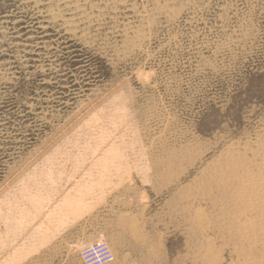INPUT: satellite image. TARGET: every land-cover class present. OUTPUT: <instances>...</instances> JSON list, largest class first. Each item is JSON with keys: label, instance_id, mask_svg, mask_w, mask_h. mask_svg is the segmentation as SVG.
Returning a JSON list of instances; mask_svg holds the SVG:
<instances>
[{"label": "rangeland", "instance_id": "obj_1", "mask_svg": "<svg viewBox=\"0 0 264 264\" xmlns=\"http://www.w3.org/2000/svg\"><path fill=\"white\" fill-rule=\"evenodd\" d=\"M262 148L264 0H0V264H264Z\"/></svg>", "mask_w": 264, "mask_h": 264}, {"label": "bare ground", "instance_id": "obj_2", "mask_svg": "<svg viewBox=\"0 0 264 264\" xmlns=\"http://www.w3.org/2000/svg\"><path fill=\"white\" fill-rule=\"evenodd\" d=\"M250 145V144H249ZM234 147V146H233ZM260 147H262V146H260ZM263 149V148H262ZM245 150H246V148H245ZM260 150H261V148H260ZM252 151V150H251ZM263 151V153H262V155L260 156V157H262L261 159L264 161V149L262 150ZM261 151V152H262ZM242 152V151H241ZM259 150H258V153H261ZM231 158V157H230ZM249 158V157H248ZM218 160V159H217ZM238 160V159H237ZM256 161V160H255ZM218 162V161H217ZM260 163V162H259ZM232 164V163H231ZM239 164H241V163H239ZM243 164V163H242ZM249 164V163H248ZM233 165V164H232ZM232 165H229V166H231L232 167ZM236 165V164H235ZM235 165H233V166H235ZM261 165V164H260ZM226 166V165H225ZM238 166V165H237ZM240 166V165H239ZM238 166V167H239ZM242 166V165H241ZM244 166H246V165H244ZM237 167V168H238ZM243 167V166H242ZM242 167H240V168H242ZM249 167V166H248ZM262 169H261V171H259L260 173H259V179H260V182H262L261 180H264V165L263 166H260ZM259 167V168H260ZM242 169H244V167L242 168ZM242 173V172H241ZM256 173V172H255ZM245 174H247V173H245ZM250 174V173H249ZM241 175V174H240ZM248 175V174H247ZM251 176H253V175H251ZM251 176H246V177H242L243 179H242V185H241V188L243 187V189H245L250 195H248L249 197H247V198H249L250 199V196L251 197H254L255 199H252V200H254V202L252 203V205L251 204H249L250 205V208H251V210H250V212L251 211H255V212H262L263 214H264V181L259 185L258 184V186H256V183H257V179L255 180V179H253V177H251ZM255 176V175H254ZM258 176V175H257ZM257 176H255L256 178H257ZM234 179V178H233ZM232 179V180H233ZM258 179V180H259ZM239 181V180H238ZM255 181H256V183H255ZM241 182V181H240ZM255 183V184H254ZM259 183V182H258ZM239 187V186H238ZM235 189V188H234ZM242 190V189H241ZM244 190V191H245ZM240 191V190H239ZM244 193H246V192H244ZM243 193V194H244ZM242 195V194H241ZM240 195V196H241ZM245 195V194H244ZM243 195V196H244ZM253 195V196H252ZM247 196V195H246ZM245 197V196H244ZM243 197V198H244ZM246 198V197H245ZM238 199V198H237ZM240 199H238L237 201H239ZM236 201V202H237ZM241 201H243V200H241ZM248 201V200H247ZM249 202H252L251 200L249 201ZM248 202V203H249ZM239 205H240V203H239ZM242 206V205H241ZM247 206V205H246ZM237 207V206H236ZM226 208V207H225ZM244 208V207H243ZM249 209V208H248ZM247 209V210H248ZM247 210H244V211H247ZM261 213V214H262ZM257 214V213H256ZM225 216V215H224ZM231 216V215H230ZM252 218V217H251ZM222 220V219H221ZM253 220V219H252ZM262 220V219H261ZM255 221V220H254ZM254 221H250V222H253L254 223ZM248 221H246L245 223H247ZM249 222V223H250ZM244 223V224H245ZM253 223H252V225H253ZM209 225V224H208ZM254 226H256V225H254ZM227 227V226H226ZM233 227V226H232ZM244 227H245V231H241L243 234L241 235V234H239V235H241V236H243V239L246 241V243H248L250 246H249V248L251 247L252 249H256L257 247H260V249L264 252V219L260 222V223H258V226H256L258 229H254V230H252L251 229V227H253V226H251V225H249V224H247V225H244ZM229 229V228H228ZM227 229V230H228ZM237 230V229H236ZM257 230V231H256ZM235 231V230H234ZM239 231H240V229H239ZM239 231H237L238 233H239ZM236 232V233H237ZM235 236H237L238 237V235H235ZM239 238V237H238ZM241 241H243L242 240V238H241ZM240 242V241H239ZM244 242V241H243ZM238 246V245H237ZM239 247H241V246H239ZM258 249V248H257ZM237 251H239L238 249H237ZM241 252H242V249H241ZM246 252V251H245ZM249 252H250V250H249ZM251 252H252V250H251ZM259 252H260V250H259ZM237 253V252H236ZM240 254V253H239ZM244 255V254H243ZM247 255V254H246ZM264 255V254H263ZM248 256V255H247ZM241 259H242V257H240ZM245 258V257H244ZM263 260V259H262ZM253 257L251 256L250 258H246V260L244 261V263L243 264H253ZM238 264H240V263H238ZM261 264V263H260Z\"/></svg>", "mask_w": 264, "mask_h": 264}, {"label": "built area", "instance_id": "obj_3", "mask_svg": "<svg viewBox=\"0 0 264 264\" xmlns=\"http://www.w3.org/2000/svg\"><path fill=\"white\" fill-rule=\"evenodd\" d=\"M84 264H111L114 262V255L105 242L93 243L82 250Z\"/></svg>", "mask_w": 264, "mask_h": 264}]
</instances>
